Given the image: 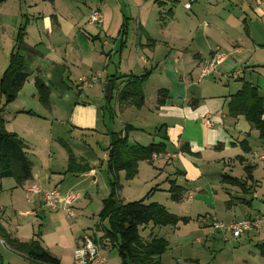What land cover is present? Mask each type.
<instances>
[{
	"label": "rangeland",
	"instance_id": "1",
	"mask_svg": "<svg viewBox=\"0 0 264 264\" xmlns=\"http://www.w3.org/2000/svg\"><path fill=\"white\" fill-rule=\"evenodd\" d=\"M35 1L38 4L37 12L41 11L50 14L49 16L46 15V20L49 21L45 22L46 29L43 31L37 21L38 14H32L28 8L31 0H7L4 5H0V77L8 65L9 54L15 45L14 40L19 28L24 29V32L28 34L25 41L32 45L35 42H43L45 38L43 33L50 36V30L54 32L56 27H59L57 31H60V27L63 26L68 30L72 27L73 32L74 28L71 24V17H73L72 19L75 21V32H78L80 35L77 36V38L75 37V40L69 44L70 53L75 49L80 52V58L78 57V53L74 54L72 57L75 65H77V73H75L76 79L77 77L89 78L94 74H83V72H81V70H83L81 65H84L86 70H88L89 65L87 63L89 56L92 53L91 46L94 47L95 51L93 52H102V43L104 40L103 27L105 25H107V27L108 25L111 27L114 25V30L112 29L110 35L106 38L109 44L103 48L105 54L111 53V59L114 58L112 64L115 65L116 61L119 59L120 53L122 54L124 61L128 60L127 63L129 65L134 63L140 57L146 60L145 56L136 55L134 53L137 46L138 34L136 31V24L133 21H128L126 32L127 43L125 44V47L123 46L124 48H121V31L122 27L125 26L121 21L120 24L115 25L116 17L107 19L104 26L101 27V30L97 31V34H99L97 39H90V31L92 28H96L95 24L88 21L90 14L89 11L93 10L96 5L95 3H92L91 0H77L74 4L72 3V0H48L47 3H44L43 0ZM75 6H78V8ZM166 6L173 7L175 15L182 13L180 10L181 6L179 7V5ZM4 8L7 9L5 10ZM128 9L135 12L137 11V5L130 6ZM161 12L163 13L164 10H161ZM50 19L52 21H50ZM48 25L50 28L52 27L49 30ZM158 25L159 21H157L156 26L158 27ZM156 26L155 28L158 30ZM99 32L101 33V36ZM95 36L96 35H94V37ZM115 38L118 39V42L116 48L113 49L111 46L113 45ZM153 44L154 49L152 50V53H149V60H146L148 63L145 67V72L149 74L142 86L144 100L140 107H136L130 103L125 104V102H117V81L115 82V88L111 91V97L107 99L104 96V90L108 85V82H105V76L109 74V71L104 68L103 72L100 71L102 73L101 80L89 88L82 89L84 90L82 91L84 94L88 92L91 94V100H101V115L100 123L98 125L101 129L98 133H94L92 136L89 132V128H83L84 130H81L82 132H77L73 128L75 126L70 122L68 123L67 119H48L45 131L48 138L52 135L53 141L46 146L45 150L47 149V152L48 147H52L51 157L53 159V171L57 173V175H59L58 173L62 169L59 161H62L63 165V161H65V158L67 157L66 148L62 143H65L74 155L79 159L82 158L85 160L88 165H94V162L98 163L89 174L81 175L78 178L68 177L69 179L67 178L66 180H63V176L54 179L53 186L58 185L60 191H63V189H66L67 187L71 188V190L65 193V195L69 193L79 194L77 198L78 200L72 204L74 217L69 218L63 210H59L61 211L63 218V224H60L63 233L68 232V234L77 237L86 232L89 236H93L98 242L103 236L104 229L108 227L107 220L100 221L98 219V214L102 208V199L108 197L114 184H116L119 186L117 196L121 202L137 201L144 198L145 203L155 202L160 204L165 208V211L168 214H171L176 218V221L173 224H165L156 227L148 225L145 228H139V236L143 241H148L152 234V236L163 238L167 243L165 252L157 258L160 262L164 264H256L259 254L255 250V242L249 240V238L252 237L253 239L254 237L250 236L252 233L242 234L239 240L233 239L228 232L213 229L210 223L211 218L209 217H214V211H217L218 209L221 217H218L217 221L226 224L229 223L227 220L232 218L233 209L235 210L236 216H243V211H248L247 205L241 206L239 204H232V207L227 210L222 203L218 202L216 208L210 209L205 204L197 201L187 202L185 199L186 197L183 200L179 199L177 201H173L170 197L171 194L169 188L172 185V182L169 181L171 180H174L176 185H188L192 187L190 188V195H194L195 190L193 187L202 185L205 187V185H209L215 181L212 180L213 178L217 179L220 183V178L222 179V177L219 175L218 178L214 174L219 168L218 166L222 167L223 173H227L233 177H240L242 168L238 163H236L234 167L231 166L228 168V161L232 156H230L228 151H224L223 148L214 147L218 141L224 142V134L231 135L234 138L236 137L233 125L229 122H226L225 126L221 129L217 128L221 133L213 140L212 137H209L211 133L205 132V127H202V136L201 138L197 137L199 139L198 143L205 147H207L209 143H212V145L210 148L195 150V152L189 151L180 153L175 142L164 136V125L167 126V129L175 126L176 130L177 127L181 126L180 117L183 118V114L180 111V105L182 99H185L186 97L183 91L173 86L170 80L166 81L164 77L168 73L172 75L173 71L177 73V78L185 75L188 76V70L186 68H179L173 63L172 59H168L169 48H167V46L161 41L160 37ZM38 48L41 50V47ZM216 51L225 55L224 50L215 49L213 53ZM23 55L25 56V59L28 60L27 55H25V53H23ZM72 58L70 62L72 61ZM100 67L101 66H95L92 68L96 69ZM257 67L259 68H256L254 72H251L249 70L250 68L246 71L244 66L240 67L236 66V64H232L224 69L223 65L221 67L223 72L221 73L219 72L218 66L217 72L202 79L198 86L196 85L197 76L193 81L196 85L194 86L201 90L202 88H207L208 94H206L202 100L203 105L198 108L196 114L200 113L201 117L206 114H211L214 116L212 122L216 124L218 118H220L219 116L217 117L216 113L220 110L219 107L221 106L222 97L236 91L238 87L236 85L240 84V81L237 80L239 76L243 74L245 79H248L251 83L264 87V68H262V66ZM29 71H35V68L30 66ZM133 71L134 75L144 73V71L138 70L137 67H135ZM94 72L95 74L97 73V71ZM236 72L238 73L236 74ZM224 75H229V77H224ZM123 76L124 75L122 74L118 75V77ZM214 78H216V80H214ZM71 88L72 91H69L67 94L68 98H66L68 103L72 101V99H76L77 101L79 94L76 86L73 85ZM163 88L170 89L169 102H167V106L164 104L162 105L164 108L156 103L157 91ZM97 91L99 94L101 93L100 97L99 94L97 95ZM22 96L23 95H20L19 99L13 101L14 103L7 105L5 104L4 96L0 95V115L3 120H6V122L4 121V128L7 132L12 133L15 129L29 130L37 124L42 125L41 121L37 119L38 116L32 114L29 115L20 111L33 109L35 113H45L41 104L36 98L25 100L22 99ZM194 99V97L189 98V102L194 101ZM172 103L178 106L177 110L172 108ZM74 105L76 104L74 103ZM184 109L187 108L184 107ZM223 109L225 111V107H223ZM16 114H19V116L14 119V115ZM63 115L64 117H62L65 118L68 113L64 112ZM50 121L54 122V127L51 130ZM60 121L67 122L60 127ZM245 121L248 123L246 119ZM245 121L243 119L240 120V122L247 124ZM123 126L130 127L127 129V144L130 141L131 144L137 143L141 146H147L162 141L165 145L163 154L177 153V158L171 160L169 163H164L162 159L154 158L152 156L150 162L143 161L139 164L137 173L132 178H127L125 172H117L116 174H113V171H110L107 165L109 159L106 147L109 146V142H111V139L109 141L108 137H121V134L123 135ZM252 128L257 131L256 128ZM229 148L231 147L229 146ZM224 163L226 164L225 167ZM201 165L203 169L209 170L210 173L207 175L209 181H206L205 176H202L201 171H198ZM93 171L96 173H93ZM259 175H264V170L262 168L259 169V174L256 173L255 175L258 180ZM69 184L71 185L68 186ZM15 185V180L12 178L0 179V194H3L2 201L4 200L5 202V200H9L8 198L10 197L8 193L12 192V187H16ZM259 185L260 184H257L256 190L250 194V197L252 198L251 204L256 208H259L260 206L263 207L264 204V183L262 187H259ZM18 194H20L21 205L25 204L26 208L30 209L32 206L26 204L27 202L25 203L24 186L18 189ZM47 214L48 213L45 215ZM42 215L43 214L40 216L41 220H39V224L41 223V225L43 224ZM60 225L56 226L58 232L61 229ZM36 227H38V224H36L35 228ZM261 228L264 230V225H262ZM261 234L263 236L264 232L262 231ZM100 251L104 250L101 249ZM0 257V264H30L1 245ZM120 263L121 261L117 253V247H109L108 259L104 264Z\"/></svg>",
	"mask_w": 264,
	"mask_h": 264
},
{
	"label": "crops",
	"instance_id": "2",
	"mask_svg": "<svg viewBox=\"0 0 264 264\" xmlns=\"http://www.w3.org/2000/svg\"><path fill=\"white\" fill-rule=\"evenodd\" d=\"M76 1L77 0H72V3L74 4ZM91 1L92 3L96 4L94 9H99L103 13V19H105L104 22H102L103 25L101 24L100 26H96V28H92V30L90 31V39H97L99 36V34H97V31L101 30V27L104 26L107 19L116 17V21L114 24H120L121 21V23L125 26L122 27V40L120 45L121 48H124L125 44L127 43L126 32L128 28V21H133L136 24V31L138 34V41L136 43L137 46L134 52L136 55L145 56L146 60H149V53H152V50L154 49L153 43L156 42V40L160 37L161 41L167 46V48H169L168 59H172L173 63L179 68H186L188 70V76L185 75L177 78V73L173 71L172 75L168 73L164 77L166 81L170 80L173 86L183 91L186 95L185 99H182L180 105V111L183 114V118L180 117L181 126L177 127L176 130L175 126L173 128L167 129V126L164 125V136L175 142L180 153L189 151L195 152V150L211 147L212 143H209L207 147L198 143V138H201L202 136V127H205V132L211 133L209 137H212L213 140L218 136V134L221 133L217 130V128L221 129L225 126L226 122H229L233 125L234 134L236 137L234 138L231 135L224 134V142L218 141L214 145V147L223 148L224 151L229 152L230 156L232 157L228 161V168L231 166L234 167L236 163H238L242 168L241 175L240 177H233L227 173H223V169L221 166H218L219 168L215 171L214 174L218 178L219 175L220 177H222L223 175L228 176L227 182L230 178H235L238 183L245 184V189H247V191L241 190L240 187L236 185L237 183H235V185L223 184L221 182V178L220 183L217 181V179L213 178L212 180L215 181H213V183H210L209 185H205V187L203 185L193 187L195 193L194 195H190V188L192 187L188 185H176V182L174 180H171L169 182H172L171 186L177 187L176 195L180 200H183L186 197L185 199L187 202L197 201L199 203L205 204L210 209L216 208V204L218 202L222 203L227 210L232 207V204H239L241 206L247 205L248 211H243V216H236L235 210L233 209L232 218L227 220V222H232L239 218H248L252 220L259 219L261 221L258 227H254L249 232H245L243 234L252 233L250 236L254 237L253 239L252 237L249 238V240H253L255 242V250L259 254V258L256 261V264H264V257H262L258 251V246L264 243V235L262 236L261 234L262 231L264 232V230L261 228V226L264 225V204L263 207L260 206L259 208H256L255 206H252V198L250 197L251 192H254L256 190L257 184H260L259 187H262L264 183V175H259V180L255 176L256 173L259 174L260 168L264 170V163L258 160L256 157L264 155V139L260 138L258 129L257 131L254 130L249 122L247 123L245 121L244 116L238 115L236 117H231L228 114L227 107L230 97L241 88L243 82L250 83L251 85L256 87L258 94L263 98V100L264 87H260L257 84L251 83V81H249L248 79H245L242 74L244 72L243 71L241 73L242 75L237 78V80L240 81V84L236 85L238 86L236 91L222 97L221 106L219 107L220 110L216 113L217 117L219 116L220 118H218V122L214 124L212 122V119L214 117L213 115L206 114L205 116L201 117L200 113L196 114L198 108L202 107V100L204 99L206 94H208V91L207 88H202L201 90L198 87H195L196 85L198 86L201 82V80L199 81L198 78L196 81V85L193 83L194 79L198 76L199 68L204 63V61L209 58V56L215 49L224 50L225 58L219 65V72L221 73L223 72L221 70V67L223 65L225 69L229 65L236 64V66H244V69L246 71H248V68H250L249 70L251 72H254L256 68H259L257 66H262V68H264V0H205L193 5L191 10L189 11L183 10V8L179 6L181 8L180 10L182 11V13L179 15L174 14L175 12L173 10V7L166 6L168 4L158 3L156 0ZM43 2L47 3L48 0H43ZM4 3L2 4L4 5ZM133 5H137V11L135 12H132L128 9ZM75 7L78 8V6ZM28 8L32 14H38L37 21L40 24V28L42 29V31L45 30V22L49 21L46 20V15L49 16L50 14L43 13L41 11L37 12L38 4L35 0H31ZM4 9L6 10L7 8ZM161 10H164V12L162 13ZM91 11L92 10H90L89 13ZM72 18L73 17H71L70 20L74 28L73 32L72 27L68 30L63 26L60 27V31H57L59 27H56V30L54 32L50 30V36L43 33L45 36L43 42H35L32 45L28 44L25 41L28 35L27 33H25L23 38L24 44L29 48L34 47L39 55L35 58L27 60V71L29 72V76L23 83L14 101L19 99L20 95H23L22 99L25 100L30 98H36L38 100V92L35 88V84L36 80H39L43 82L45 87L48 89V103L46 105H43L38 101L43 107L42 109L45 110V113H41L42 115L35 113L33 109L20 110L21 112L30 111L32 115L38 116L37 119L41 121L42 125L37 124L35 127H32L29 130L15 129L12 132L13 134H16L24 144L26 158L31 164L32 175L31 178L28 181L24 182L21 186L15 185L16 187H12V192L8 193L10 197L8 198L9 200H5V202L8 203H5L4 200L2 201L3 194H0V207L4 212L0 221V238H2V240L6 242L5 245L8 250L29 263L30 261L27 260L25 254L21 253L17 249L19 244L27 243L30 241H37L40 248L48 252L54 258L58 259L60 264H74L73 251L75 248L83 244V238L85 236L90 238L97 245L100 241L98 240L97 242L93 236H89L86 232L77 237H74L72 234H68V232L63 233V229L60 225L63 224V218L61 211H59L62 209L49 211L42 205L40 196L35 197L32 203L26 201V188L30 184H35L42 190H48L56 187L59 193L60 207L62 205V198L64 197L65 193L71 190V188L67 187L66 189H63V191H60V187L58 185L53 186L54 179L61 178V176H63V180H66L68 177L78 178L81 175L91 173V170L98 165V163L94 161V165H88L85 160H83L82 158L79 159L71 152L72 156L74 157V165L72 166L73 171L70 172L67 170L69 165L67 155V157L65 158L66 160L63 161V165L62 161H59L62 169L58 173L59 175H57V173L53 171V159L51 157L52 147L49 146L47 152V149L45 150L46 146L51 144L53 141L52 135L48 138L45 131L46 124L49 118H61V120L67 119L68 123L70 122L75 126L73 128L77 132H82L81 130H84L83 128H89V132L90 134H92V136L94 133H98L101 129L98 126L100 123L101 115V100H91V94L89 92L84 94L82 92L84 91L82 90L83 88L78 84V78L80 77H77V79L75 77V73H77V65H75L74 59L72 57L74 56V54L78 53V57L80 58V52L79 50L75 49L70 53L69 44L70 42H73L75 40V37L77 38V36L80 35L78 32H75V21ZM50 21L52 20L50 19ZM157 21H159L158 27L156 26ZM155 26L158 28V30L155 28ZM51 28L48 25V30ZM103 29L104 40L102 43V52H93L95 50L94 47L91 46L92 53L90 54L87 63L89 65V71L86 70L84 65H81V67L83 68L81 72H83V74L90 75L91 73L95 74L94 71H97V73L101 74L102 78V73L100 71L103 72L105 68L107 71H109V74L105 76V82H108V84L112 77L118 78V75L122 74L124 76L120 77L116 82L118 84V90L119 87L123 84L121 82L126 81L130 76L143 75L144 73L134 75L133 70L135 67H137L138 70L145 72V67L148 62L140 57L134 63L129 65L127 63L128 60L124 61V58L120 53L119 59L116 61L115 65L112 64L114 58L111 59V53L105 54L103 48L109 44L106 38H108V36L110 35V31L112 29L114 30V25H112V27L110 25H108V27L107 25H105ZM94 35L96 36L94 37ZM113 42L114 43L111 47H113L114 49L116 48L118 39L115 38ZM38 47H41V50H39ZM12 52L13 49L11 50L10 54ZM19 52L25 53L28 58L27 52H23L22 49ZM71 58L72 61L70 62ZM30 66H33L35 68V71L30 72ZM91 66H101L102 69L101 67L93 69ZM214 80H216V78H214ZM111 84L113 88V83ZM73 85L77 87L79 94L77 97V101L76 99H72V101L68 103L66 101V98H68L67 94L69 93V91H72L71 87H73ZM115 85L116 84H114V88ZM161 90H167V96L163 98V104L167 106V102H169L168 99L170 98V89L167 88L159 89L157 91L156 103L159 96L158 92ZM98 94L99 92L97 91V95ZM100 96L101 93L99 94V97ZM191 97H194L195 99L194 101L189 102V98ZM74 103L76 105H74ZM171 106L175 110L178 109V106L174 103H172ZM184 107H186L187 109H184ZM223 107H225V111ZM162 108H164V106ZM64 112L68 113L65 118H63ZM18 116L19 114L14 115V119H16ZM262 118L264 120V115ZM241 119H243L247 124L240 122ZM200 120L202 123L200 122ZM206 120L208 121V124H206ZM4 121L6 122V120ZM67 121H60L59 126L62 127V125H65ZM230 121H232L234 124ZM53 125L54 122L50 121V130L53 129ZM123 127L127 128V126ZM129 128L130 127H128L127 129ZM110 139H112L111 136L110 138L108 137L109 141ZM158 143L163 142L161 141ZM128 144L139 145L137 143L131 144L130 141L128 142ZM62 145L64 146V143H62ZM65 146L67 145L65 144ZM229 146L231 148H229ZM108 147L109 146L106 147L107 151ZM159 154H153L155 155V157L153 155L152 156L154 158L162 159L164 163H169L171 162V160L177 158V153H162V155ZM167 154L171 155L172 158L166 160L163 155ZM141 162L143 161L138 162L137 169ZM225 165L226 164L224 163V167ZM245 168H247V170H245ZM198 171H201V175L205 176L206 181H209L207 175L210 172L208 169H203L201 165ZM121 172L124 173V171L122 170L119 171V173ZM93 173L96 172L93 171ZM246 174H249L252 179H246ZM71 184H69L68 186H70ZM22 186H24L25 190V203L27 202L26 204L32 206L30 209H27L25 204L21 205L20 203V194H18V189L22 188ZM105 198H103L102 201ZM46 213L48 214L45 215ZM41 214H43L42 225L41 223L39 224V220H41ZM209 217L211 218V220H218L217 218H220L221 214L217 209V211H214V217ZM36 224H38V227L35 228ZM59 225L61 229L58 232L56 226ZM239 238L236 240H239ZM101 249L102 248L99 247V254L103 255L104 251H100ZM30 264L39 263L31 262Z\"/></svg>",
	"mask_w": 264,
	"mask_h": 264
},
{
	"label": "trees",
	"instance_id": "3",
	"mask_svg": "<svg viewBox=\"0 0 264 264\" xmlns=\"http://www.w3.org/2000/svg\"><path fill=\"white\" fill-rule=\"evenodd\" d=\"M6 1L0 0V4ZM24 35V29L19 28L14 40L13 52L9 56L7 68L0 78V95L4 96L5 104L7 105L14 101L17 93L29 76L27 60L23 53L19 51L22 49L23 52H27L28 60L39 55L34 47L29 48L24 44ZM148 74L144 72L141 76H130L126 81L121 82L123 84L120 87L118 86L119 89L116 94L117 102L130 103L136 107H140L144 100L142 86ZM224 77H229V75H224ZM119 78L112 77L110 79L109 83H113L112 90ZM35 88L38 92V101L46 105L48 103V89L39 80H36ZM158 93L157 104L161 106L164 103L163 98L167 96V90H161ZM104 96L107 99L111 97L105 94ZM227 107L228 114L231 117L244 116L252 127L258 129L260 138L264 139V120L262 118L264 115V100L258 94L256 87L250 83L243 82L241 88L230 97ZM24 113L32 114L30 111H25ZM127 128L123 127L122 137H112L108 147L109 160L107 165L109 170L113 171V174L122 170L125 172L127 178H132L137 173L138 162H150L153 154L163 153L164 144L152 143L145 147L128 145ZM64 147L68 155L69 165L67 170L72 172L74 157L70 149L65 146V143ZM31 175V164L26 158L22 140L16 134L5 130L4 120L0 115V179L12 178L15 180L17 186H21L31 178ZM227 179L228 176L223 175L221 182L228 185H235L237 183L236 185L241 190L247 191L245 184L238 183L235 178H230L228 182ZM246 179L250 180L252 177L246 174ZM118 190L119 186L114 184L109 196L102 201V208L98 214V219L100 221L107 220L108 227L104 229L99 243L108 248V253L109 247H117V253L121 261L120 264H164L157 258L166 250L167 243L165 240L151 234L148 241H143L139 236V228H145L148 225L156 227L173 224L176 218L168 214L160 204L154 202L145 203L144 198L137 201L121 202L117 196ZM176 191L177 187L175 186H171L169 189L173 201L179 199ZM17 249L25 254L30 263L60 264L58 259L41 249L37 241L19 244ZM258 251L264 257V243L258 246Z\"/></svg>",
	"mask_w": 264,
	"mask_h": 264
},
{
	"label": "built area",
	"instance_id": "4",
	"mask_svg": "<svg viewBox=\"0 0 264 264\" xmlns=\"http://www.w3.org/2000/svg\"><path fill=\"white\" fill-rule=\"evenodd\" d=\"M161 4L168 5H179L184 10L189 11L193 5L205 1V0H156ZM88 21L96 26H100L103 22V16L99 10H93L90 12ZM225 55L214 52L204 64L201 65L200 72L198 75V80H202L216 73L217 67L223 62ZM238 72H236L237 74ZM101 78V74L96 73L91 75L89 78L80 77L78 78V84L82 88H89L96 84ZM206 124L208 121L206 120ZM161 155V154H159ZM155 157V155H153ZM166 160L172 158L171 155H163ZM258 160L264 163V155L256 156ZM27 192V202H33L35 197L40 196L42 205L49 211H55L62 209L69 218L74 217L72 210V204L77 200L78 194H67L62 198V205L59 207V193L56 187L42 190L35 184H30L26 188ZM3 209L0 207V221L3 216ZM211 226L215 230H220L222 232H228L232 238L238 239L241 234L249 232L254 227H258L261 223L259 219H239L237 221H232L229 223H222L215 219L211 220ZM0 245L6 248L4 241L0 238ZM99 247L104 250V255L99 254ZM73 258L75 264H104L108 258V248L102 246L100 243L97 245L90 238L85 236L83 238V244L73 251Z\"/></svg>",
	"mask_w": 264,
	"mask_h": 264
},
{
	"label": "water",
	"instance_id": "5",
	"mask_svg": "<svg viewBox=\"0 0 264 264\" xmlns=\"http://www.w3.org/2000/svg\"><path fill=\"white\" fill-rule=\"evenodd\" d=\"M111 91H112V84L109 83V84L106 86V88H105V90H104V93H105L106 96L110 97V96H111Z\"/></svg>",
	"mask_w": 264,
	"mask_h": 264
}]
</instances>
